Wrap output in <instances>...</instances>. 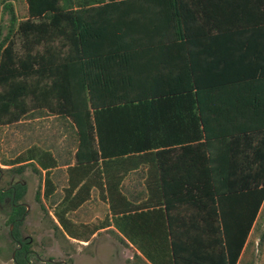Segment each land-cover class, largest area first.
<instances>
[{
	"label": "trees",
	"instance_id": "obj_1",
	"mask_svg": "<svg viewBox=\"0 0 264 264\" xmlns=\"http://www.w3.org/2000/svg\"><path fill=\"white\" fill-rule=\"evenodd\" d=\"M162 1L177 5L169 13L178 22L164 27L174 29L183 40L190 25L183 22L186 12L179 7L181 0ZM26 2L25 20H19L12 6L2 11L9 17L0 24V128L20 123L31 112L45 111L77 134L78 164L97 161L95 114L104 107L156 95L151 88H133L127 71L134 54L158 45L159 41L149 39L158 26L113 22L115 14L109 9L100 13L80 0ZM74 3L83 9L74 10ZM232 11L240 17L238 23L205 27L221 33H264V7H228L222 13L230 16ZM218 82L207 90L194 88L203 134L180 148L179 156L172 155L177 150L160 154V246L141 250L143 257L135 255L129 264H256L255 244L249 237L264 199L260 189L264 175L261 166L255 169L254 152L249 149L264 133V102L252 94L253 84H264V68L240 71L233 77L223 74ZM184 91L177 87L167 93ZM24 170L25 166L0 168L14 175ZM25 194L26 188L18 186L9 214V223L16 227L24 219ZM37 201L45 210L40 194ZM68 212L70 208L64 211ZM59 219L64 222L60 214ZM52 228L69 243L53 221ZM11 236L19 242L18 230ZM24 241L19 242L23 247L16 259L12 258L16 264H25V254L31 252L33 239Z\"/></svg>",
	"mask_w": 264,
	"mask_h": 264
},
{
	"label": "crops",
	"instance_id": "obj_2",
	"mask_svg": "<svg viewBox=\"0 0 264 264\" xmlns=\"http://www.w3.org/2000/svg\"><path fill=\"white\" fill-rule=\"evenodd\" d=\"M80 1L100 13H108L109 9V13L115 14L112 21L116 23L158 26L149 36L159 41L158 45L136 52L127 71L133 88H151L156 95L104 107L96 113L99 158L83 164L76 162L77 134L68 132L58 116L45 111L31 112L20 122L28 127L23 139L28 140L29 146L1 166L13 170L30 165L34 173L41 175L37 196L40 194L52 221L73 248L124 250L125 258L131 260L135 255L143 257L141 250L160 246V159H163L160 154L177 150L172 155L179 156L180 148L203 134L195 89L217 86L223 74L233 77L240 71L264 68V33H221L205 26L236 24L240 17L233 11L230 16L224 15V8H263L264 0H181L179 7L186 12L183 22L190 25L183 40L174 29L164 27L178 22L169 13L177 5L162 0ZM5 6H12L19 20L27 18L26 0H0V18L5 15L2 12ZM73 8L83 9L75 3ZM213 9L214 14L206 12ZM105 15L102 19L108 17ZM141 38L145 39L146 34ZM177 87H184L186 91L182 95L167 93ZM252 87V94L264 102V84ZM40 126L48 130L49 145L35 132ZM256 138L249 150L254 152L255 169L261 166L264 175V133ZM18 160L21 163H16ZM261 188L264 192V183ZM46 203L52 205V210ZM68 208L70 212L64 213ZM235 211H238L237 205ZM59 214L63 217L62 223ZM249 241L254 242L255 249L258 246L257 250L253 249L258 253L264 243V199Z\"/></svg>",
	"mask_w": 264,
	"mask_h": 264
},
{
	"label": "rangeland",
	"instance_id": "obj_3",
	"mask_svg": "<svg viewBox=\"0 0 264 264\" xmlns=\"http://www.w3.org/2000/svg\"><path fill=\"white\" fill-rule=\"evenodd\" d=\"M0 19H2L0 24L1 22L6 23L8 16L3 15ZM27 131L28 127L23 123L0 129V168L2 170H9L5 166H1V164H7L5 160L14 158L25 146H29L28 140L23 139ZM46 131L48 130L45 129V126H40V129L35 130L37 135L41 134L42 141L49 145L50 135ZM2 175L4 178L0 184V189L7 188L13 177L16 178L14 181L15 186L26 188V194L21 200V204L26 210L21 225L16 227L14 224L9 223L11 211L0 207V264H16L13 259H16L19 247L18 243L13 241L11 235L17 230L20 236L19 242L25 240L24 243H27L30 239H33L30 246V251L33 254H29L28 262L26 261L25 264H49L50 261L57 264H129L130 261L132 262L133 259L127 260L125 258L124 250L94 248L78 250L59 238V235H56L52 228L49 209L43 210L42 205L37 201V193L40 190L42 177L39 173L33 172L32 166L27 165L21 175H14L7 171H4ZM43 205L45 206L44 203ZM47 206L52 210L51 204H47ZM252 240L254 241V238ZM252 248L255 249V246ZM257 249L258 246L255 250ZM254 254H257V264H264V243L259 246V252L256 253L255 251Z\"/></svg>",
	"mask_w": 264,
	"mask_h": 264
},
{
	"label": "flooded vegetation",
	"instance_id": "obj_4",
	"mask_svg": "<svg viewBox=\"0 0 264 264\" xmlns=\"http://www.w3.org/2000/svg\"><path fill=\"white\" fill-rule=\"evenodd\" d=\"M3 175H2V172H0V184L3 182ZM15 177H13L11 180H10V183H9V186L5 189H0V197L3 196V201L1 202L0 201V207L1 209H7V210H10L12 209V206H15L14 205V200H15V196H16V190H17V186H15ZM22 185V184H21ZM3 194V195H1ZM17 242V241H16ZM18 243V250L22 249V244L17 242ZM29 254H33V252H29V253H26L25 254V259L26 261L28 262V257H29ZM49 264H57L56 262H53V261H50Z\"/></svg>",
	"mask_w": 264,
	"mask_h": 264
},
{
	"label": "water",
	"instance_id": "obj_5",
	"mask_svg": "<svg viewBox=\"0 0 264 264\" xmlns=\"http://www.w3.org/2000/svg\"><path fill=\"white\" fill-rule=\"evenodd\" d=\"M12 228H13V226H12Z\"/></svg>",
	"mask_w": 264,
	"mask_h": 264
}]
</instances>
